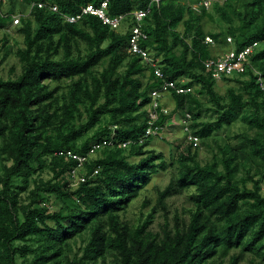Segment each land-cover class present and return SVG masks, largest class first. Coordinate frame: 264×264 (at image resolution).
<instances>
[{
  "label": "trees",
  "instance_id": "1",
  "mask_svg": "<svg viewBox=\"0 0 264 264\" xmlns=\"http://www.w3.org/2000/svg\"><path fill=\"white\" fill-rule=\"evenodd\" d=\"M6 1L0 0V30L16 27L22 45L13 51L19 71L12 65L13 75H0V264H239L244 254L249 264L264 261V89L256 73L264 81V43L243 71L222 77L224 93L203 66L218 55L212 46L227 49L228 35L235 50L263 42L264 0H211L198 8L192 4L200 0L108 1L110 16L129 18L149 6L139 45L157 58L164 79L191 88L168 95L190 113L199 144L213 140L204 163L183 135L184 148L170 160L149 147L151 137L138 143L150 91L161 83L155 67L128 51L129 29H110L90 14L65 19L102 0ZM14 14L20 20L12 25ZM215 15L229 23L226 29L206 28ZM204 111L215 117L203 118ZM236 120L246 125L234 134L238 142L218 141L215 133ZM110 125L116 138L134 142L96 151L83 171L98 173L71 184L75 160L59 151L87 152L111 134ZM171 166L175 174L156 190L145 218L124 220L121 213L153 175ZM185 189H192L187 220L175 215L172 227L165 217L161 230L150 229L155 211L166 213V199ZM150 203L145 196L142 206Z\"/></svg>",
  "mask_w": 264,
  "mask_h": 264
},
{
  "label": "built area",
  "instance_id": "2",
  "mask_svg": "<svg viewBox=\"0 0 264 264\" xmlns=\"http://www.w3.org/2000/svg\"><path fill=\"white\" fill-rule=\"evenodd\" d=\"M6 0H2L5 2ZM158 3L160 0H152ZM222 1V0H221ZM211 0H200L198 3L193 4L194 8H198V4H204L206 7L209 6ZM41 6L42 4L39 3ZM108 0H102L100 5H94L92 3L82 6L79 13L75 15H67L65 19L69 22H74L81 18L85 14L96 15L101 19L103 24L108 25L112 29H117L124 20V15L119 14L116 16H110L107 13ZM51 8L57 10V6L52 4ZM149 6L135 10L131 13L132 25L130 27V37H129V46L128 51L131 53H139L143 59H145L151 66H154L155 75L161 80V83L158 88L152 89L150 91V101L147 106V116H146V127L141 136L138 137V143H142L145 138H155L163 140L166 137V132L168 130V125L171 122V110L165 106L161 99L163 95L168 94L170 91L174 90L177 93H186L191 91L190 87H185L179 84L177 80H167L163 78V74L160 68L156 65L157 58H153L146 49L142 48L139 43L141 39H145L147 35L143 32L141 28V22L144 16L148 13ZM20 20V14H14L12 18V25H15ZM205 42L213 43V39L207 35L204 38ZM226 42L232 43V37L230 35L226 36ZM261 41H253L252 43L244 46L240 50H235L230 48L224 51L221 54L207 58L203 60V66L205 71L209 72L211 76L216 80L220 81L223 76H229L235 72H241L244 70L245 66L248 65L251 55L257 50ZM264 60V57H263ZM258 80L261 87L264 89V81L259 74ZM183 82V79L180 81ZM161 115H165L166 118L162 123H157V120ZM191 121V115L185 110L180 111V117L177 120V123L180 125L182 131L184 132V141L192 144V147L199 145V137L195 135L189 126ZM111 134L109 136L101 137L94 140L88 151L85 153H76L72 150H61L59 154L71 157L75 160V165L70 170L71 175V184H76L79 181H85L88 177L94 176L98 173L99 168L95 167L89 175L83 171L84 162L91 156L95 154L96 151L104 148L117 145L119 147H128L133 143V139L128 138L125 140H120L115 137L116 125H111ZM82 170V171H81Z\"/></svg>",
  "mask_w": 264,
  "mask_h": 264
},
{
  "label": "rangeland",
  "instance_id": "3",
  "mask_svg": "<svg viewBox=\"0 0 264 264\" xmlns=\"http://www.w3.org/2000/svg\"><path fill=\"white\" fill-rule=\"evenodd\" d=\"M182 1H187V0H182ZM7 1L3 2L2 4H5ZM228 22L219 17V15H215L214 20L206 23V28L214 31L218 29H226L228 26ZM120 32H124V24L122 23L118 29ZM4 37L7 38V41H4ZM18 45H22V37L18 34L16 31V27H11L8 26L7 28H3L0 30V75L7 77L9 74L13 75V73H17L19 71V63L17 61V58L15 57L13 51L15 50L14 48L17 47ZM212 45V44H211ZM11 49L10 52L5 55L4 57V52L5 48L8 47ZM225 49V47H216L212 46L211 53L219 54ZM5 58V59H4ZM15 66L14 72L10 73V67ZM102 69V66L99 65L97 68L95 67V70H100ZM120 69H123L121 67ZM55 83L52 82L51 84L53 85ZM233 82H231L232 84ZM227 83H225L223 80H220L217 82V88L220 93H224L225 87ZM215 115L214 113L208 111H204L203 118L208 119V118H214ZM178 128L176 130L177 135L174 136L175 138H170L169 139V144H167L165 141L161 139H155L152 138L150 141L149 147L154 148L155 150L161 152L164 157L167 160H170L171 156L176 157L177 154L184 148V141L183 138L181 137L182 135L184 136V132L176 122ZM171 125H169L170 127ZM246 125L240 120L234 121L230 125H226L224 128L221 130H218L215 133V138L218 139L220 142H225V141H230L231 143H237L238 139L234 137V134L242 132L245 130ZM96 129V128H94ZM94 129H91L86 135L89 136L93 133ZM173 131V130H172ZM168 133V132H167ZM168 139V137H166ZM183 141V142H182ZM210 145H198L195 147H192V149L197 150L198 153V158L201 161V163H204L205 161H208L212 158L213 154V140H209ZM160 145H164L160 147ZM174 162V161H173ZM82 171V170H81ZM252 171L255 172V167H253ZM175 174V168L173 166L167 168L165 171H160L157 174H154L151 181L149 184L143 189L141 192L140 196L137 197V199L133 200L132 203L128 205L125 211L121 213V217L124 220L129 221L130 223H138L140 219L145 218V216L150 212L151 206L155 202L156 198V190L157 189H162L164 186L168 183L170 178ZM44 178H49L50 173L48 171H44L42 174ZM192 189H185L182 190L179 193L172 194L166 199L167 207H166V213L162 208H158L154 216L149 224V228L152 230H161V225L165 219V217L168 218V223L169 226L174 225L173 218L175 215H178L179 217L187 220L189 217V209L192 207V202L190 200V194H191ZM24 196V193H22ZM147 196L150 198L151 203L147 206H142V201L144 197ZM57 206V202H50L49 208H55ZM166 214V215H165ZM78 246H81V242H77L75 245V248ZM248 256L249 254H244V257L241 259L239 264H249L248 262ZM260 264H264V261H262Z\"/></svg>",
  "mask_w": 264,
  "mask_h": 264
},
{
  "label": "crops",
  "instance_id": "4",
  "mask_svg": "<svg viewBox=\"0 0 264 264\" xmlns=\"http://www.w3.org/2000/svg\"><path fill=\"white\" fill-rule=\"evenodd\" d=\"M161 101L165 106H167L171 110V115H172V118H171L172 120L169 123V125H171V126L169 127V125H168V130H167L168 133L166 132V137H168V139L165 138V140H163L167 144H169V142H168L169 139L175 138L174 136L177 135L176 130L178 128H175V127H177L176 122H177L178 118L180 117V111L176 109L174 101L172 100L170 95H168V94L163 95ZM163 146L164 145H160V147L164 148Z\"/></svg>",
  "mask_w": 264,
  "mask_h": 264
},
{
  "label": "clouds",
  "instance_id": "5",
  "mask_svg": "<svg viewBox=\"0 0 264 264\" xmlns=\"http://www.w3.org/2000/svg\"><path fill=\"white\" fill-rule=\"evenodd\" d=\"M109 1V0H108ZM101 3V2H100ZM100 3H99V5H100ZM198 3V2H197ZM89 4V3H88ZM93 4V3H92ZM193 4H195V3H193ZM192 4V5H193ZM86 5V4H85ZM95 5V4H94ZM57 6V5H56ZM107 7H108V5H107ZM193 7V6H192ZM82 8V7H81ZM81 8H80V10H81ZM79 13V12H78ZM86 15V14H85ZM91 15V14H90ZM122 15H124V14H122ZM65 16H67V15H65ZM94 16H96V15H94ZM125 17H124V20H123V24H124V32H126L127 31V29H129V32H130V23H133V21H132V17H131V14H129V18H127V16L126 15H124ZM82 17V16H81ZM100 19V18H99ZM79 20V19H78ZM101 20V19H100ZM77 21V20H76ZM121 23V24H122ZM106 25V24H105ZM108 26V25H107ZM120 27V26H119ZM119 27L117 28V29H113V30H117L118 31V29H119ZM110 28V27H109ZM110 29H112V28H110ZM130 34V33H129ZM227 43V49L226 50H228V49H230V48H232V46H231V43H228V42H226ZM234 49V48H233ZM226 50H224V51H226ZM224 51H222L221 53H223ZM221 53H219V54H221ZM179 125V124H178ZM111 126V125H110ZM180 126V125H179ZM181 128V127H180ZM166 138V137H165ZM165 138L163 139V140H165Z\"/></svg>",
  "mask_w": 264,
  "mask_h": 264
}]
</instances>
